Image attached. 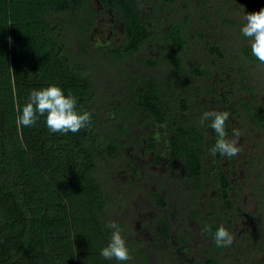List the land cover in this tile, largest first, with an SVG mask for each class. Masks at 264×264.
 Instances as JSON below:
<instances>
[{"label":"trees","instance_id":"obj_1","mask_svg":"<svg viewBox=\"0 0 264 264\" xmlns=\"http://www.w3.org/2000/svg\"><path fill=\"white\" fill-rule=\"evenodd\" d=\"M234 1L255 11L264 8V0ZM173 2L0 0V264H153L149 246L134 238L132 228L126 231L121 224L131 259L120 262L100 254L114 229L107 227L111 222L107 214L110 201L99 164L102 162L111 172L123 167L137 175L138 170L136 162L126 157L128 143L109 137L110 125L117 136L119 133L124 138L137 129L136 124L143 127L136 142L155 153L156 163L163 161V145L158 141L165 139L167 165L179 162L182 169L174 185L181 187L184 183L189 187L193 206L215 182L225 206L230 204L228 177L216 170L211 176L207 169L210 161L220 163L222 155H212L208 150L217 140L211 119L203 125L197 123L201 119L197 110L206 102L196 101L205 99V95L187 81V33L172 16ZM104 10L119 29L120 44L92 43V33ZM145 13L150 14L148 19ZM226 27L233 28L230 24ZM152 42L156 56L139 59L144 45ZM207 49L223 58L218 45L207 43ZM241 53L249 62L259 64L250 45H243ZM131 61L135 69L127 79L122 78L128 87L109 99L111 118L104 121L96 108L101 95L99 75L104 78L106 68L121 72L125 62ZM188 68L201 77L213 78L199 66ZM226 81L223 79V83ZM50 85L61 87L65 95L71 92L77 99V111L91 113L89 127L77 133H52L46 125V114L39 116L34 126H17V107L22 110L33 89ZM187 90L194 93L191 99L185 94ZM246 90L252 93L251 88ZM228 111L233 113L232 108ZM244 114L264 124V109L252 107L243 99L235 106L233 116L241 121ZM226 127L232 130L231 120L226 121ZM240 132L243 134L244 128ZM123 159L126 165L121 166L118 163ZM155 188L166 192L165 197L161 192H154V196L160 205H167L168 199L172 200L167 181L160 177ZM259 204H263L261 199ZM191 212L189 209L193 216ZM158 225L161 236L190 250L186 234L172 237L170 225L162 217H158ZM205 226L210 231L203 232L214 240L218 226L204 223L202 230ZM259 228L262 230V226ZM214 246L224 248L215 242ZM244 260L253 264L251 257ZM199 264L222 263L208 257Z\"/></svg>","mask_w":264,"mask_h":264},{"label":"rangeland","instance_id":"obj_2","mask_svg":"<svg viewBox=\"0 0 264 264\" xmlns=\"http://www.w3.org/2000/svg\"><path fill=\"white\" fill-rule=\"evenodd\" d=\"M206 2L207 0H174L171 6V12L174 11L173 18L187 33L188 46L184 52L187 62L185 70L189 74L187 81L194 87L201 88L205 95V99L196 101L206 102L204 107V103L200 104L202 107L197 110L200 117L206 111H228L229 108L234 113L235 106L243 99L252 107L264 109V66L249 62L241 53L243 45H250L249 39L241 32L245 23L244 15L256 12L255 9L244 7L234 0H214L212 5ZM144 10L150 11L147 7ZM149 15L145 13V18L148 19ZM225 24H230L233 28L227 29ZM118 30L107 12L101 11L91 36L93 45L120 44ZM207 43L218 45L223 52V58L210 54ZM153 45V42L144 45L138 54L139 59L155 57ZM190 66L205 69L213 74V78L201 77L192 70L189 71ZM134 69L135 62H125L123 71L106 68V76L103 78L99 75L101 95L96 108L102 120L111 118V111L107 108L109 99L127 89L128 83L122 78L127 79ZM223 79L227 80L226 83H223ZM246 87L251 88V94H248ZM185 94L191 99L194 93L187 90ZM233 113L230 112L229 116L232 130L244 128L238 139V146L242 151L231 158L222 155L219 165L206 160L211 176L216 170L223 172L229 179L230 204L227 207L219 196L216 182L208 192L201 193V199L198 197L196 206L190 203L188 186L181 182V187H175L174 183L181 178L182 169L179 162L174 166L167 165L165 154L168 145L165 139L158 141L163 145L160 152L164 158L162 162L156 163L155 153L147 151L145 146H138L136 142L143 127L136 124L137 129L132 130L126 139L119 133L117 136V130L113 126H108L110 138H118L128 143L126 157L129 155L136 162L138 170L137 175L131 169L124 170L123 167L111 172L109 169L105 170L107 166L100 162L98 170L101 171L110 201L107 214L111 217V222L117 221V225H124L126 231L132 228L135 231L134 238L149 246L147 252L153 264H199L208 257H214L222 264H248L244 260L246 256L248 260L251 257L253 264H264V124L256 123L246 114L240 121ZM200 120L198 124H201ZM225 128L228 138H234L232 130L226 125ZM133 143L137 146H132ZM252 157L253 161L249 160ZM123 160L118 164L126 165V160ZM169 174L173 178H169ZM160 177L169 186L172 200L167 198V205H160L154 196V192H161L163 197L166 194L155 188ZM259 199L262 200V205L259 204ZM198 208L202 209L201 213ZM189 209L193 216L189 215ZM158 217H162L170 225L172 237L178 239L186 234L190 250H185L179 242L175 243L160 235ZM211 222L218 227L224 226L233 235L231 246L221 250L215 248L214 240L207 238L201 228L202 224ZM127 235L133 237V233L128 232Z\"/></svg>","mask_w":264,"mask_h":264},{"label":"clouds","instance_id":"obj_3","mask_svg":"<svg viewBox=\"0 0 264 264\" xmlns=\"http://www.w3.org/2000/svg\"><path fill=\"white\" fill-rule=\"evenodd\" d=\"M244 25L241 32L249 39L252 55L259 61L258 66H264V8L259 11L244 15ZM19 113L16 117L18 127H31L37 123L39 116L46 114V125L52 133L67 134L77 133L91 124V113L77 111V99L69 92L65 95L61 87L50 85L30 92L28 102L22 110L17 107ZM230 116L229 111H206L202 114L201 125L211 119L210 127L217 133L215 145L210 149L211 154L219 152L226 157L238 155L242 149L238 146V139L242 135L240 130L233 129L234 138L229 139L226 132V121ZM107 227L114 229L109 244L101 250V256L105 259H115L125 262L131 259L126 240L122 236V230L115 222H109ZM203 231H210L205 226ZM233 235L224 227L219 226L214 233V242L217 247H228L233 243Z\"/></svg>","mask_w":264,"mask_h":264}]
</instances>
